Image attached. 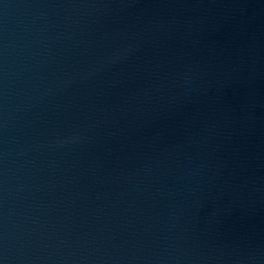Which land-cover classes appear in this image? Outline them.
<instances>
[{
    "label": "water",
    "instance_id": "95a60500",
    "mask_svg": "<svg viewBox=\"0 0 264 264\" xmlns=\"http://www.w3.org/2000/svg\"><path fill=\"white\" fill-rule=\"evenodd\" d=\"M0 264H264V0H0Z\"/></svg>",
    "mask_w": 264,
    "mask_h": 264
}]
</instances>
